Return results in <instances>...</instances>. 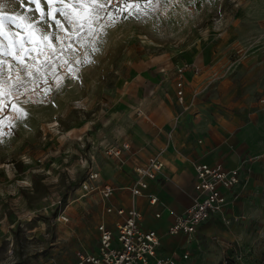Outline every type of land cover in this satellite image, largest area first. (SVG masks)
Listing matches in <instances>:
<instances>
[{
	"label": "rangeland",
	"instance_id": "rangeland-1",
	"mask_svg": "<svg viewBox=\"0 0 264 264\" xmlns=\"http://www.w3.org/2000/svg\"><path fill=\"white\" fill-rule=\"evenodd\" d=\"M36 7L21 0L3 9L33 17L35 28L5 19L0 36V103L8 102L11 113L0 131V264H72L76 249L96 247L101 201L82 182L90 167L97 181H107L99 168L116 157L105 149L128 141L139 121L162 125L180 61L191 59L201 70L203 62L216 63V72L190 92L193 100L236 95L244 104L264 96V0H127L107 10L95 33L79 38L58 13L63 29L43 3L44 20ZM85 8L91 13V5ZM17 32L24 48H12L13 59L8 44ZM20 110L26 115L13 119ZM260 201L252 219L223 221L235 235L218 249V264H258L264 257Z\"/></svg>",
	"mask_w": 264,
	"mask_h": 264
},
{
	"label": "crops",
	"instance_id": "crops-1",
	"mask_svg": "<svg viewBox=\"0 0 264 264\" xmlns=\"http://www.w3.org/2000/svg\"><path fill=\"white\" fill-rule=\"evenodd\" d=\"M212 61L211 64L202 63L200 76L198 73L188 78L190 73H186L184 95L188 109L182 110L178 105L175 85L170 84L167 95L170 105H165L163 117L159 120L162 125L153 120L139 121L125 138L129 141L125 143H130L128 155L121 158V162L116 158L109 159L99 168L106 182L116 187L107 202L114 207H136L142 213L143 224L156 229L161 235L156 256L171 257L175 264H218L221 259L218 249L223 251L226 239L235 235L219 215L200 223L193 232L165 233L174 215L191 203L194 162L238 167L239 181L224 190V213L227 217L252 219L256 211L262 209L259 203L264 199V100H261L264 96L244 104L236 100V95L228 101L225 95L219 98L211 94L207 95L209 99L198 96L193 100L190 92L200 89L206 78L217 70L216 63ZM134 92L138 90L134 89ZM138 109L142 111L138 114L145 115L142 109ZM160 149H163L161 154L164 159L160 174L148 182L141 195H133L128 188L134 177L133 166L143 163L148 155ZM151 194L157 198L154 204L149 202ZM114 219H117L115 213H102L101 202L98 222L105 220L113 224ZM240 235H247V230ZM213 236L220 238L219 245ZM185 252H188L187 257H183Z\"/></svg>",
	"mask_w": 264,
	"mask_h": 264
},
{
	"label": "built area",
	"instance_id": "built-area-1",
	"mask_svg": "<svg viewBox=\"0 0 264 264\" xmlns=\"http://www.w3.org/2000/svg\"><path fill=\"white\" fill-rule=\"evenodd\" d=\"M125 0H111L106 5L107 10L123 7ZM200 67L194 62L183 60L175 68V97L182 110L189 108L185 103L184 81L186 73L198 74ZM261 100H264L262 98ZM138 113H142L137 109ZM11 118L8 102L0 103V131L7 130L3 122ZM129 148L128 143L120 146H110L105 149L106 154L121 158L122 150ZM163 149L147 156L143 163L133 166V181L129 190L133 195H141L148 187V182L156 179L164 166L162 157ZM194 192L191 203L180 213L174 215L173 220L167 225L165 233L175 235L179 232H193L197 226L213 215H219L223 221H228L224 213L226 196L224 190L232 187L239 181L238 167H223L221 164L194 162ZM98 171L89 168L87 176L82 182L83 188L88 191H97L102 202V213H115L117 219L113 224L100 220L96 229L98 243L95 250L76 249L73 264H175L173 258L156 256V249L160 244V233L151 227H146L142 221V213L134 206L124 208L114 207L107 202L116 187L109 182L97 181ZM156 196L150 195L149 202L154 204ZM158 216V213H155ZM188 252L183 254L187 257Z\"/></svg>",
	"mask_w": 264,
	"mask_h": 264
},
{
	"label": "snow or ice",
	"instance_id": "snow-or-ice-1",
	"mask_svg": "<svg viewBox=\"0 0 264 264\" xmlns=\"http://www.w3.org/2000/svg\"><path fill=\"white\" fill-rule=\"evenodd\" d=\"M21 0H8L6 4H0V36L5 35L2 31L3 29V21L7 19L11 24L15 25L16 28H21V21H26L27 23L24 25L25 29L34 30L35 22L33 17L15 14V15H7L3 9L8 7L11 4L19 3ZM29 3L35 4L37 7L34 10L35 12L40 14V19L44 20V10L41 8V4L43 3L47 8L48 12L47 15L51 17L54 25L57 28L63 29L64 25L61 22L63 19L64 23L67 25L72 26L74 30V35L79 38V34L81 32L84 33H95L96 29L94 25L99 23L103 20L104 16L107 15V8L106 5L111 3V0H28ZM127 3V0H125ZM52 5H63L59 7H52ZM76 5L77 7H72ZM85 5H91V13H88ZM56 13L59 14L60 18H57ZM47 22L42 26V38L48 39L49 33H47ZM18 37V40H13L8 44V54L13 57V59H18V52L13 54L12 48L16 47L19 44V48H24V38L21 33L17 32L14 34ZM52 36L56 37L57 39H61L57 33L53 32ZM7 40V36H5ZM31 51V50H29ZM7 63V62H4ZM23 71L27 72V68L22 69ZM23 95V93H21ZM12 107H15L14 105ZM26 115L23 113L22 110L18 111L14 116L13 119H20L22 116ZM11 126V125H10Z\"/></svg>",
	"mask_w": 264,
	"mask_h": 264
},
{
	"label": "trees",
	"instance_id": "trees-1",
	"mask_svg": "<svg viewBox=\"0 0 264 264\" xmlns=\"http://www.w3.org/2000/svg\"><path fill=\"white\" fill-rule=\"evenodd\" d=\"M258 264H264V257H262L261 261Z\"/></svg>",
	"mask_w": 264,
	"mask_h": 264
}]
</instances>
